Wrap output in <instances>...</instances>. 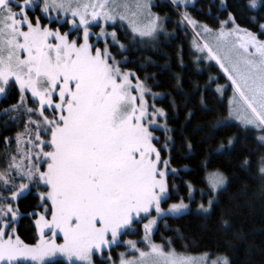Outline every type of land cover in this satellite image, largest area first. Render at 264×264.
Listing matches in <instances>:
<instances>
[{
  "label": "snow or ice",
  "instance_id": "1",
  "mask_svg": "<svg viewBox=\"0 0 264 264\" xmlns=\"http://www.w3.org/2000/svg\"><path fill=\"white\" fill-rule=\"evenodd\" d=\"M246 6L264 9V0H248ZM151 7L147 0L131 4L0 0V97L13 91L18 95L17 103L0 115L8 118L5 128L24 121L23 132L4 138L8 155L0 169V264H96V259L99 264H231L227 255L209 260L207 254H181L172 247V238L163 234L161 243L154 240L159 222L168 229L170 217L179 219L191 211L195 192L207 196L196 212L214 211L217 193L227 190L228 181L223 173H210L207 193L188 183V196L169 203L174 199L172 180L180 171L172 167L168 148L175 141L166 135L162 148H157L160 140L155 135L160 129L166 134L173 131L168 127L169 114L154 103L149 110L146 95L155 101L160 94L151 93L145 82L148 77L141 80L127 70L124 66L129 61H118L108 47L110 39L121 52L127 50L115 30L107 32L128 19L121 10L134 9L132 17L147 14L146 24L129 20L133 46L163 31L161 18L151 13ZM221 7L226 10L225 0ZM53 10L58 13L55 18ZM37 11L48 17L49 25L61 23L62 14L61 27L70 23L68 31L41 24ZM185 22L200 27L215 43V48L208 42L197 47L231 81L236 95L230 101L229 118L238 120L243 130L252 126L264 133V39L260 38L264 24L257 34L241 28L231 13L216 31L198 25L187 12L179 21ZM95 27L99 33L93 32ZM101 40L103 48L98 46ZM217 90L223 94V88ZM192 115L188 113L189 118ZM160 119L163 124L158 123ZM227 123L221 120L217 126ZM259 139L264 142V135ZM235 140L231 137L220 147L231 146ZM162 151L168 158L162 157ZM260 174L264 177V158ZM33 190L37 204L28 215L34 219L39 240L27 244L16 225L23 215L19 201ZM221 225L226 233L231 228L227 219ZM141 226L140 241L123 239L138 234ZM174 231L179 235V229ZM60 235L63 242L57 243ZM121 246L131 251L113 259L112 252Z\"/></svg>",
  "mask_w": 264,
  "mask_h": 264
},
{
  "label": "trees",
  "instance_id": "2",
  "mask_svg": "<svg viewBox=\"0 0 264 264\" xmlns=\"http://www.w3.org/2000/svg\"><path fill=\"white\" fill-rule=\"evenodd\" d=\"M225 2L226 10L221 7L222 0H196L184 9L175 7L168 0H155L153 9L166 17L170 35H164L153 43L138 41L133 46L131 35H128L131 31L117 24L115 29H108L117 31L119 42L126 45L127 50L121 52L113 43L109 47L116 59L129 61L124 66L127 70L135 72L141 80L148 77L145 82L155 92L164 94L155 104L169 114L168 125L173 130L170 135L175 146L169 143L168 148L171 150L172 167L180 170L178 177L172 180L174 199L169 203L188 196V183L197 189L208 190L206 177L209 171H219L228 179L227 190L217 193L218 204L214 206V211L199 214L191 210L179 219L170 217L168 229L164 228L163 222H159L155 242L161 243L160 234H163L172 238V247L178 252L227 255L231 264H264V177L260 174L264 144L258 139V131L252 128L243 130L235 121H228L226 127L217 126L228 115L227 96H221L217 90L218 86L228 84L227 78L214 63L206 64L196 58L192 49V33L185 24L179 23L180 12L186 10L195 20L217 29L221 26L220 21L227 20L231 13L240 27L259 34V26L264 23V9L248 8V0ZM36 15L41 16V24L49 25L48 17L39 11ZM62 23L54 22L49 26L60 28L62 32L68 31L70 23L61 27ZM103 44L99 42V45ZM17 100L15 91L2 97L0 111L16 104ZM29 106H32L31 102ZM190 112L193 115L189 118ZM7 119L0 115V169L7 163L4 138L15 137L24 131L23 120L9 123L5 128L4 121ZM158 133L161 142H164L166 133L160 130ZM231 137H236L234 143L221 148V144L226 145ZM189 142L191 149L188 148ZM15 147L14 143L10 145L12 154H15ZM162 157L168 158L167 153L162 151ZM194 200L195 206H198L200 202H207V196L202 197L200 192H196ZM36 204L35 190L19 201V211L23 215L18 218L16 230L27 244L38 241L34 219L28 215L34 211ZM222 219L230 221L231 228L227 233L222 228ZM175 229H179V235ZM142 236L141 226L138 234L123 238L140 239ZM123 248L125 246L112 252L113 259H118ZM96 264H99L98 259Z\"/></svg>",
  "mask_w": 264,
  "mask_h": 264
},
{
  "label": "rangeland",
  "instance_id": "3",
  "mask_svg": "<svg viewBox=\"0 0 264 264\" xmlns=\"http://www.w3.org/2000/svg\"><path fill=\"white\" fill-rule=\"evenodd\" d=\"M172 5H174L175 7H178V6H181V7H183L184 9L187 7V6H190V5H193L194 3H195V1L196 0H188V3L187 4H185V0H178V3H173V0H168ZM111 2H115V3H120V2H126V3H134V0H111ZM147 2H149L151 5H152V7H151V9H150V11H151V13H153V14H155V15H157V16H159L160 18H161V23H162V26H163V31H161L155 38H147V37H145V38H143V41L142 42H144V43H153V42H155L157 39H159L160 37H162V36H164V35H170V33L168 32V30H167V27H166V17H164V16H162L161 14H158L157 12H155L154 11V9H153V6L155 5V0H147ZM131 11H134V9H131V10H128V11H125V10H121V12H122V14H124V15H127L128 16V19H126V20H124L123 22H118L117 24H120V25H124V26H126L130 31H131V26H130V24H129V20H134L135 22H137V23H139V24H141V25H143V24H146L147 23V21H148V17H147V14H144V15H141V16H138V17H132V15H131ZM185 12H187L188 13V11H184V13ZM184 13H182V12H180V19H182V16H183V14ZM189 14V13H188ZM58 15V13L55 11V10H53L52 12H51V17L52 18H55L56 16ZM189 16H190V14H189ZM192 19H194L192 16H190ZM69 20H70V18H68ZM65 20V17L62 15V14H60V21L61 22H63ZM195 20V19H194ZM195 21H197V20H195ZM198 22V25H205L204 23H201V22H199V21H197ZM101 24H102V22H101ZM183 24H185L188 28H189V30L191 31V33H192V36H193V38H192V49H193V51L196 53V58L198 59V60H202V61H204L206 64H210V63H214L217 67H218V69L220 70V72L227 78V81H228V84H226V85H221V86H218V88H223V94H221L220 92V95L221 96H223V95H226L227 96V103H228V115H227V118H226V120L227 121H235V122H237V123H239L240 124V122L238 121V120H235V119H231V118H229V112H230V108H231V105H230V101L233 99V97H234V95H236L235 94V90H234V88H233V86H232V84H231V81L228 79V75L223 71V69L220 67V65L215 61V60H209L208 58H207V53H206V51L205 52H201V51H199V48L197 47V45L198 44H200V45H202L203 43H205V42H208V43H210L214 48L216 47L215 46V43H214V41H213V39H212V37H210V36H206L203 32H202V29L200 28V27H193L192 25H190V24H187L186 22L185 23H183ZM264 24V23H263ZM208 26V25H207ZM209 27V26H208ZM211 28V27H210ZM242 28V27H241ZM213 29V28H212ZM219 28H217V29H213L214 31H216V30H218ZM244 29V28H243ZM61 31V30H60ZM99 31H100V28L98 29V30H96L95 28H93V32H95V33H99ZM111 31H113V30H109L108 28H107V32H111ZM116 31V30H115ZM62 32V31H61ZM200 33V35L199 36H197L196 34L197 33ZM116 33H117V31H116ZM118 37V36H117ZM261 39H264V38H261ZM102 42H103V40H101ZM92 43H97V41L95 40V39H93L92 40ZM110 43H113L110 39H109V41H108V47H109V44ZM98 46L99 47H101V48H103L104 47V44L103 45H99L98 44ZM109 51H110V47H109ZM221 55H223V53H221ZM118 60V59H117ZM119 61V60H118ZM147 84V83H146ZM148 85V84H147ZM148 87L151 89V93H156V94H160L158 97H157V99H159V98H161V97H163L164 96V94L163 93H161V92H155V90H153V88H152V86H150V85H148ZM2 97H0V99H1ZM146 99L148 100V104H149V110H151V105L154 103L155 104V101L157 100H155V101H153L152 100V98H151V95L149 94V95H146ZM155 107H157V105L155 104ZM158 108V107H157ZM158 123H160V124H163L164 123V121L162 120V119H160V120H158ZM168 127H169V125H168ZM170 128V127H169ZM249 128H252V126H249ZM171 129V128H170ZM253 129V128H252ZM254 130H256V131H258V139H259V137L261 136V135H264V133H262V132H260L258 129H254ZM158 131L159 130H157L156 132H155V135L156 136H158L159 137V140H160V142L159 143H161V146L159 147V143H157L156 144V147L157 148H162V146H163V144L165 143V141L164 142H161V137H160V134L158 133ZM160 131H163V129H160ZM21 133V132H20ZM166 135H170V133H167ZM259 141H260V139H259ZM261 142V141H260ZM261 143H263L264 144V142H261ZM168 147H169V145H168ZM166 159V158H165ZM214 172H219V171H209L208 173H207V177H206V179H207V183H208V179H209V175H210V173H214ZM221 173V172H220ZM224 175V174H223ZM225 176V175H224ZM226 177V176H225ZM227 178V177H226ZM228 180V179H227ZM196 188V187H195ZM208 188H209V184H208ZM207 191L208 190H204V192L205 193H207ZM195 194H196V192L195 193H193V196H194V198H195ZM185 202H188V201H186L185 200ZM206 204V203H205ZM166 208V207H165ZM196 208H197V206H195V203H192L191 204V210H195L196 211ZM145 222H147V221H145ZM37 234H38V240H39V232H38V229H37ZM124 240H135V241H140V239H134V238H131V237H126V238H123ZM38 242V241H37ZM63 242V238H62V235H60V236H58L57 237V243H62ZM138 247H140L142 250H147V248H146V246L144 245V244H138ZM131 250L130 249H128L127 247H125V248H123L122 250H120L119 251V253L120 252H124V253H129ZM178 252V251H177ZM179 253H181V254H185V255H189V256H193V257H202V256H205L206 254H207V256H208V258H209V260H211V259H215L216 258V256H211L210 254H208V253H203V254H195V255H193V254H189V253H183V252H179ZM138 255V254H137ZM25 263H34V264H36V262H32V261H24Z\"/></svg>",
  "mask_w": 264,
  "mask_h": 264
}]
</instances>
